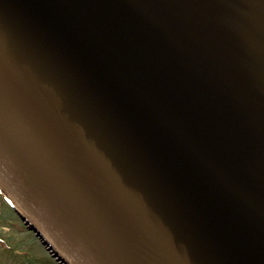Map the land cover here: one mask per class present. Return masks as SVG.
Here are the masks:
<instances>
[{
  "label": "water",
  "instance_id": "obj_1",
  "mask_svg": "<svg viewBox=\"0 0 264 264\" xmlns=\"http://www.w3.org/2000/svg\"><path fill=\"white\" fill-rule=\"evenodd\" d=\"M0 191L61 264H264V0H0Z\"/></svg>",
  "mask_w": 264,
  "mask_h": 264
},
{
  "label": "rangeland",
  "instance_id": "obj_2",
  "mask_svg": "<svg viewBox=\"0 0 264 264\" xmlns=\"http://www.w3.org/2000/svg\"><path fill=\"white\" fill-rule=\"evenodd\" d=\"M0 264H61L1 194Z\"/></svg>",
  "mask_w": 264,
  "mask_h": 264
},
{
  "label": "bare ground",
  "instance_id": "obj_3",
  "mask_svg": "<svg viewBox=\"0 0 264 264\" xmlns=\"http://www.w3.org/2000/svg\"><path fill=\"white\" fill-rule=\"evenodd\" d=\"M43 244V243H42ZM44 245V244H43ZM45 246V245H44ZM46 248V247H45Z\"/></svg>",
  "mask_w": 264,
  "mask_h": 264
}]
</instances>
